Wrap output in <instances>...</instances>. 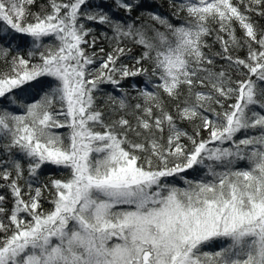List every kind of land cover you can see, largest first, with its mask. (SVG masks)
<instances>
[{
	"label": "snow or ice",
	"instance_id": "snow-or-ice-1",
	"mask_svg": "<svg viewBox=\"0 0 264 264\" xmlns=\"http://www.w3.org/2000/svg\"><path fill=\"white\" fill-rule=\"evenodd\" d=\"M167 5L0 0V264H264V0Z\"/></svg>",
	"mask_w": 264,
	"mask_h": 264
},
{
	"label": "trees",
	"instance_id": "trees-1",
	"mask_svg": "<svg viewBox=\"0 0 264 264\" xmlns=\"http://www.w3.org/2000/svg\"><path fill=\"white\" fill-rule=\"evenodd\" d=\"M145 4L150 9H153V10L158 9L162 14H165V15L168 14L167 0H145ZM160 4H163V7H159ZM137 14H138V12H134L133 13V15H137ZM121 15H123V13H121ZM173 22L174 23H178V21H175V20ZM94 27H95V29L97 31V34L100 31H103L102 26L96 25ZM209 43H211V40L209 41ZM99 46H104L106 48L108 47L107 44H104V43L98 45V47ZM218 50H219V45H214L213 48H212V51L215 52V51H218ZM141 52H142V49L141 48H139V47H133L132 48V52L129 54V56L130 57H136V56H139L141 54ZM238 55H240L241 57H243L244 56V52L241 51V52L238 53ZM123 59H124L125 62H130L128 57H124ZM220 63H223V62H220ZM144 79H145L144 77L130 78L129 80H127V81L124 82V86H125V88H128V86L130 84H133V83H136L139 86L140 85H143L142 81H144ZM104 87H105V89L107 91H114L111 88V86L105 85ZM133 94H135V93H133ZM188 130L191 131L190 127L188 128ZM61 131H64V130H61ZM44 207H45V209H47L48 207H50V205L47 204V203H45Z\"/></svg>",
	"mask_w": 264,
	"mask_h": 264
},
{
	"label": "rangeland",
	"instance_id": "rangeland-1",
	"mask_svg": "<svg viewBox=\"0 0 264 264\" xmlns=\"http://www.w3.org/2000/svg\"><path fill=\"white\" fill-rule=\"evenodd\" d=\"M143 86H144V84H143V85H140V87H143ZM186 175L191 176L192 173L189 172V173H187ZM175 182H176L178 185L183 186V185H182V181H180L179 179H177Z\"/></svg>",
	"mask_w": 264,
	"mask_h": 264
}]
</instances>
